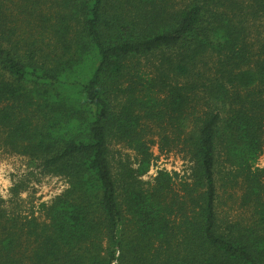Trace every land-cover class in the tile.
Returning a JSON list of instances; mask_svg holds the SVG:
<instances>
[{"label":"trees","instance_id":"1","mask_svg":"<svg viewBox=\"0 0 264 264\" xmlns=\"http://www.w3.org/2000/svg\"><path fill=\"white\" fill-rule=\"evenodd\" d=\"M152 137L189 181L139 178ZM0 150L67 182L41 219L0 198V264H264V0H0Z\"/></svg>","mask_w":264,"mask_h":264},{"label":"rangeland","instance_id":"2","mask_svg":"<svg viewBox=\"0 0 264 264\" xmlns=\"http://www.w3.org/2000/svg\"><path fill=\"white\" fill-rule=\"evenodd\" d=\"M152 60L140 59L139 71L145 78L152 76ZM149 145L150 165L148 170L139 176L143 182H151L159 170L167 172L177 188L182 181L190 180L193 162L179 146L160 148L157 138L152 137ZM110 160L115 166L118 161L128 162L136 166V158L132 150L122 143L111 141L109 144ZM255 166L264 167V155H260ZM115 170V169H114ZM221 167L216 174L217 213L222 221L245 220L250 215V209L240 204L239 182L234 183L224 176ZM229 180V181H228ZM67 187L63 176L44 173L37 166H29L27 158L0 150V198L3 200V210L7 216L24 218L35 216L42 218L40 204L49 203L56 195Z\"/></svg>","mask_w":264,"mask_h":264}]
</instances>
